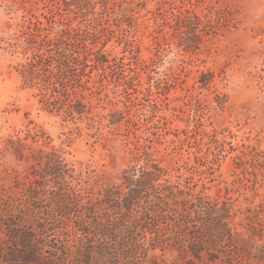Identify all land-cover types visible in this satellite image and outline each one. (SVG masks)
Masks as SVG:
<instances>
[{"label": "rangeland", "instance_id": "rangeland-1", "mask_svg": "<svg viewBox=\"0 0 264 264\" xmlns=\"http://www.w3.org/2000/svg\"><path fill=\"white\" fill-rule=\"evenodd\" d=\"M43 4L0 0V191L15 189L29 170L10 144L17 137L23 153L60 150L99 184L116 182L147 153L165 177L229 202L243 238L264 245V0H92L72 25L95 19L96 48L116 64L88 61L67 74L71 98L85 103L86 116L101 117L102 129L43 108L39 87L20 71L28 53L7 46L31 15L46 21ZM172 47L180 61L158 78ZM114 111L119 123L105 127L102 115ZM155 254L160 264H185L176 249Z\"/></svg>", "mask_w": 264, "mask_h": 264}, {"label": "trees", "instance_id": "trees-1", "mask_svg": "<svg viewBox=\"0 0 264 264\" xmlns=\"http://www.w3.org/2000/svg\"><path fill=\"white\" fill-rule=\"evenodd\" d=\"M91 1L43 0L50 9V15L41 13L46 21L31 15L7 44L12 52L20 47L28 53L20 71L39 87L43 108L56 109L64 120L88 119L87 128L101 126V117L86 116L85 103L71 98L76 85L67 69L88 61L111 70L116 64L96 48L95 19L72 25L87 16L83 10ZM115 113L102 115L105 127L117 126ZM10 144L29 170L15 189L0 191V264H160L155 251L166 248L180 251L185 264H264V245L243 238L229 202L195 191L188 179L165 177L168 171L147 153L116 182L99 184L60 150L25 154L19 137Z\"/></svg>", "mask_w": 264, "mask_h": 264}, {"label": "clouds", "instance_id": "clouds-1", "mask_svg": "<svg viewBox=\"0 0 264 264\" xmlns=\"http://www.w3.org/2000/svg\"><path fill=\"white\" fill-rule=\"evenodd\" d=\"M179 61V49L175 47L170 48L167 55L164 56L162 63L157 67L158 78H163L170 69L176 67Z\"/></svg>", "mask_w": 264, "mask_h": 264}]
</instances>
